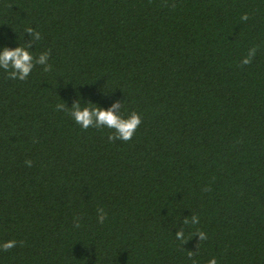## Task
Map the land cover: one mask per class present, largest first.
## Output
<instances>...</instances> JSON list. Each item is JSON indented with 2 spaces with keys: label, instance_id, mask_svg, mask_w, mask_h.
Here are the masks:
<instances>
[{
  "label": "trees",
  "instance_id": "obj_1",
  "mask_svg": "<svg viewBox=\"0 0 264 264\" xmlns=\"http://www.w3.org/2000/svg\"><path fill=\"white\" fill-rule=\"evenodd\" d=\"M29 43L26 80L0 68V264H264V0H0V53ZM76 102L142 123L112 142Z\"/></svg>",
  "mask_w": 264,
  "mask_h": 264
},
{
  "label": "clouds",
  "instance_id": "obj_2",
  "mask_svg": "<svg viewBox=\"0 0 264 264\" xmlns=\"http://www.w3.org/2000/svg\"><path fill=\"white\" fill-rule=\"evenodd\" d=\"M249 19L248 14L245 13L242 15L241 20L247 21ZM25 32L32 35L33 40L38 41L41 39V33L35 31L33 28L29 27L25 30ZM31 44L27 47L20 46L14 49L5 48L2 53H0V68L4 70H9V78L10 79H19L21 81L26 80L30 75L33 67H34V57L32 53L29 51ZM257 48L254 46L248 50L247 55L241 60V66L248 65L252 62L253 57L256 55ZM50 52L46 51L40 54L37 58H35L36 64L44 65L45 71L51 70V65L48 64ZM122 105L120 102H116L112 105L111 108L103 109L98 107H93L91 104L89 106L82 107L79 102H76L71 109L70 115L75 120L76 124L80 125L83 129H88L89 127H104L106 126L109 129H114V134L109 135V141H130L139 125L142 123L141 115L132 111L131 114L127 117H124L118 112V109H121ZM57 110H65L64 104H57ZM25 163L30 167L32 164L31 160L25 161ZM208 189H205L207 191ZM106 212L102 207L97 208V216L99 223L103 224L106 219ZM199 216L195 215L191 218V223L196 225L199 223ZM185 224L189 223V220L186 218L184 221ZM79 220L77 219L76 227H79ZM199 234L200 241L207 240V234L202 230H197ZM196 233V234H197ZM176 239L185 242V234L182 230L181 232L176 234ZM15 240H8L0 244V248L4 251H8L16 246ZM193 253H189L191 257ZM195 264V262H194ZM206 264H218L217 259L212 257L209 259Z\"/></svg>",
  "mask_w": 264,
  "mask_h": 264
}]
</instances>
